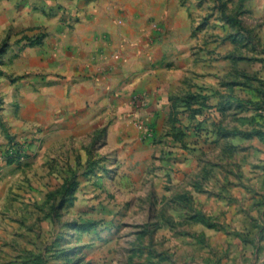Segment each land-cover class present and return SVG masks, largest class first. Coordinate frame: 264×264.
<instances>
[{
    "label": "rangeland",
    "instance_id": "1",
    "mask_svg": "<svg viewBox=\"0 0 264 264\" xmlns=\"http://www.w3.org/2000/svg\"><path fill=\"white\" fill-rule=\"evenodd\" d=\"M180 1L196 4L199 49L232 82L217 83L209 153V185L231 186L230 204L208 215L190 199L180 202L175 166L113 165L106 155L99 166L93 148L105 126L98 143L62 139L43 166L10 169L13 182L0 198V264H264V4ZM0 6L19 9V0ZM13 26L0 42V74L19 54ZM22 140L32 147L19 163L33 165L39 139Z\"/></svg>",
    "mask_w": 264,
    "mask_h": 264
},
{
    "label": "crops",
    "instance_id": "2",
    "mask_svg": "<svg viewBox=\"0 0 264 264\" xmlns=\"http://www.w3.org/2000/svg\"><path fill=\"white\" fill-rule=\"evenodd\" d=\"M196 13V4L180 0H19V9L0 6V42L9 26L19 31V54L0 74V148L39 139L33 165L0 161V198L13 182L10 169L43 166L45 153L62 139L98 143L106 126L93 148L99 166L105 155L113 165L175 166L180 202L190 199L208 215L217 203L225 209L232 187L215 192L209 185V153L217 83L232 82H223L226 73L200 51ZM16 75L19 81L11 82ZM136 99L144 101L143 109ZM140 119L156 131V145L143 140Z\"/></svg>",
    "mask_w": 264,
    "mask_h": 264
},
{
    "label": "built area",
    "instance_id": "3",
    "mask_svg": "<svg viewBox=\"0 0 264 264\" xmlns=\"http://www.w3.org/2000/svg\"><path fill=\"white\" fill-rule=\"evenodd\" d=\"M135 106L138 109L144 108V101L136 99ZM137 127L143 132V140L146 142H153L156 139V131L146 121H136ZM31 143L24 140H14L4 148H0V161L8 163L10 159L14 162H19L30 152Z\"/></svg>",
    "mask_w": 264,
    "mask_h": 264
},
{
    "label": "trees",
    "instance_id": "4",
    "mask_svg": "<svg viewBox=\"0 0 264 264\" xmlns=\"http://www.w3.org/2000/svg\"><path fill=\"white\" fill-rule=\"evenodd\" d=\"M14 162L13 159H10L8 163L12 164Z\"/></svg>",
    "mask_w": 264,
    "mask_h": 264
}]
</instances>
